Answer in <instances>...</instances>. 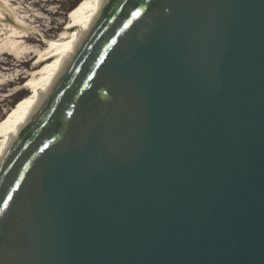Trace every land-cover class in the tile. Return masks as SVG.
Returning a JSON list of instances; mask_svg holds the SVG:
<instances>
[{
    "label": "water",
    "instance_id": "95a60500",
    "mask_svg": "<svg viewBox=\"0 0 264 264\" xmlns=\"http://www.w3.org/2000/svg\"><path fill=\"white\" fill-rule=\"evenodd\" d=\"M0 264H264V0H104L0 156Z\"/></svg>",
    "mask_w": 264,
    "mask_h": 264
},
{
    "label": "bare ground",
    "instance_id": "6f19581e",
    "mask_svg": "<svg viewBox=\"0 0 264 264\" xmlns=\"http://www.w3.org/2000/svg\"><path fill=\"white\" fill-rule=\"evenodd\" d=\"M15 1L0 0V55L23 59L20 66L29 65L26 72L17 71L10 83L16 85L18 81L26 79L21 91L29 90L31 93L18 108L10 113L0 129V156L8 141L26 122L40 96L54 81L62 60L72 51L93 13L104 0H83L78 10L73 14V19L65 25L66 27L58 37L50 43H39L36 47L27 45L32 42L28 36L31 29L25 17L18 16ZM9 21L12 23L11 25L7 23Z\"/></svg>",
    "mask_w": 264,
    "mask_h": 264
},
{
    "label": "rangeland",
    "instance_id": "374dc122",
    "mask_svg": "<svg viewBox=\"0 0 264 264\" xmlns=\"http://www.w3.org/2000/svg\"><path fill=\"white\" fill-rule=\"evenodd\" d=\"M82 1L16 0L18 16L25 17L31 29L28 36L32 42L27 45L36 47L39 43H50L57 38L63 32L65 25L73 19V14L78 10ZM7 23L12 24L10 21ZM22 60L9 55H0V129L10 113L18 108L31 93L29 90L21 91L26 79L18 81L16 85L10 83L17 71L26 72L28 70L29 65L20 66Z\"/></svg>",
    "mask_w": 264,
    "mask_h": 264
}]
</instances>
